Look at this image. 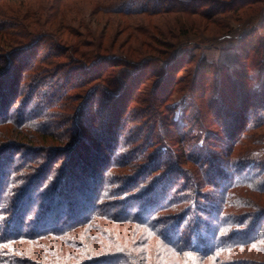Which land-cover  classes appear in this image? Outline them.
<instances>
[{
  "label": "rangeland",
  "instance_id": "obj_1",
  "mask_svg": "<svg viewBox=\"0 0 264 264\" xmlns=\"http://www.w3.org/2000/svg\"><path fill=\"white\" fill-rule=\"evenodd\" d=\"M151 8L158 14L143 15ZM124 11L131 15L114 14ZM74 17L78 22H66ZM58 19L65 22L58 24ZM4 24L17 37V46L39 38L30 47L36 63L49 49L46 37L54 35L63 53H69L72 42L79 44V52L98 63L95 70L102 74L89 81L87 70L70 73L62 69L64 59H57L53 66H41L45 77L39 82L44 88L31 96L21 83L6 117L2 114L0 143L13 148L0 154V179L8 180L0 197V231L6 236L0 238L20 228L28 232L34 222L49 219V203L52 209L60 208L52 193L66 186V166L80 144L75 153L87 156L86 168L74 174L61 199L95 200L94 208L72 229L61 226L67 220L66 208L57 213L58 222L44 226L56 225L53 233L28 242L11 237L1 242L2 264L14 259L48 264L49 258L62 257L70 248L63 242L82 247L98 242L111 248L114 239L141 244L148 229L129 222H137V214L145 216L152 208L141 206L138 213L130 212L133 220L119 219L139 203L143 187L168 174L169 182L165 179L159 186L158 195L167 202L190 190L191 203L189 209L162 210L157 222L169 227L193 222L208 231L218 224L224 239L230 238L225 244L230 243L229 254L221 258L225 264H264V0H1L0 27ZM61 73L65 81L56 77ZM117 83L126 88L113 97L109 87ZM252 92L258 99L251 101ZM56 94L57 99L65 96L58 105L51 100ZM238 95L249 98L242 101L251 104L246 113L233 104ZM112 102L121 107L115 110L117 120L109 116L110 126L99 134V122L104 123L100 117L111 110ZM233 112L238 115L233 117ZM89 128L94 135L86 131ZM106 132L112 133L110 139ZM72 162L80 165L76 157ZM138 162L143 171L134 172ZM39 172L44 189L24 197L21 191ZM141 178L144 184L130 191ZM95 184L102 186L99 197L92 191ZM63 204L67 207L66 201ZM59 229L70 230L69 237L58 235ZM180 234L186 237L189 231ZM149 242L155 248L159 241L152 237ZM159 253L165 264L194 262L192 255L177 256L166 246Z\"/></svg>",
  "mask_w": 264,
  "mask_h": 264
},
{
  "label": "trees",
  "instance_id": "obj_2",
  "mask_svg": "<svg viewBox=\"0 0 264 264\" xmlns=\"http://www.w3.org/2000/svg\"><path fill=\"white\" fill-rule=\"evenodd\" d=\"M1 1V0H0ZM229 6V5H228ZM231 6V5H230ZM121 11V10H118ZM159 10L157 9H147L143 12V15L145 14H158ZM108 12L111 11H104L105 14H110ZM114 14H118V15H126L129 16L131 15L130 13H128V11H124L121 13L119 12H114ZM60 21H58L59 23H64L66 20V18L64 20L58 19ZM66 22H78L76 20V17L74 18H69L68 20H66ZM35 23V22H33ZM23 24V23H22ZM78 24V23H77ZM28 24H24L23 27L25 29L29 28ZM36 25V24H34ZM8 26H6V24L3 25V27H0V120L3 117H6V109L9 110L8 108V103L9 101L12 99V97H14L16 95V90L18 89L19 85H21V83H24L25 86L27 87V92H31V96L32 94L38 92L41 88V86L44 85L42 82H39V79L45 77V70L43 68H41V66H46V67H50L55 65V60L57 59H64V66L62 69H69L70 70H76L77 71H88L90 74V76H88V80L89 79H93V80H98L100 78V75L102 74V72H99L98 70H95V67L97 66L96 64L98 63H93V61L89 58V55L86 54V52H79V44H70V50L69 53H63V49L60 45L57 44V42L61 43V40L59 39V37L57 36H52L49 35V37H46L49 39V49H45L44 52V56L42 58H40V60H38V62L36 63V57H32V52L31 51V46L34 45L35 42H37V40L39 39L38 37H33V39L28 42V44H20L21 46H17L16 42V38L14 35L12 36L11 34V30L7 29ZM42 32V31H41ZM39 32V33H41ZM30 49V50H29ZM31 53V54H29ZM72 56V57H70ZM10 57H13V61H11ZM96 58H100L101 56H95ZM75 60L76 62L72 61V59ZM76 58V59H74ZM15 59V60H14ZM80 60V61H79ZM12 62V63H11ZM80 62V63H79ZM5 66V67H4ZM56 67V66H54ZM83 69V70H82ZM203 71H207L206 69H204ZM69 72H62V73H69ZM59 74V76L57 75L56 77H59V79H63V81H65L64 75L65 74ZM71 73V72H70ZM63 75V76H62ZM124 76L127 74H123ZM68 76V75H66ZM50 77V76H49ZM123 79H125V83L127 82L126 77H123ZM90 81V80H89ZM51 83V82H50ZM60 84V83H59ZM51 85V84H50ZM112 91H109V94H111V96L115 97L116 95H118L121 91V88H123V90L126 88V84H115L114 86L109 87ZM117 88V90H116ZM119 88V89H118ZM63 89H59V91H62ZM105 92H108L107 89L104 90ZM248 92V91H247ZM250 92V91H249ZM254 92V91H253ZM252 92L248 94L251 101H253V99H258L255 98ZM60 93V92H57ZM62 93H64L62 91ZM116 93V94H115ZM20 95V94H19ZM63 94H58V97H61ZM245 96V95H244ZM244 96H235V100L233 102V104H239L238 106H240V110L244 109V113H246V108H248V104H245L249 101L248 97H244ZM15 98H17L15 96ZM65 99V96H62L61 99H57V94L56 97L53 96V98L51 100L53 101H57L55 104H59V102H62V100ZM261 99V98H260ZM246 100L245 103H242V101ZM53 103V102H52ZM111 110H107L105 111L104 116L100 117L99 121H102L104 123H100L98 127H102L103 129H97V132L103 133V130L105 131V127L106 126H110L106 124L107 118L109 116L113 117L115 119V121L117 120L118 117V113H115L116 111H119L118 107L121 109L120 106H116L113 102L111 103ZM7 107V108H6ZM47 109L49 108V113H51V107H46ZM231 108V107H230ZM232 110H229V112L231 113ZM3 114V115H2ZM234 114V112H233ZM238 114H234L233 117H236ZM242 116L244 117L245 114L241 115L240 117L242 118ZM239 117V118H240ZM5 118H3L4 120ZM120 119V118H119ZM109 122V121H108ZM111 125L112 124V121ZM116 123V122H115ZM97 125V124H96ZM109 129V128H108ZM107 129V130H108ZM76 130V128H75ZM106 130V131H107ZM88 133L90 132V135H94V132L91 128H89ZM110 132V130H108ZM106 132V138L110 139L112 136V133ZM89 135V134H88ZM72 136V135H71ZM70 136V137H71ZM72 138V137H71ZM107 139V141H108ZM79 140H81V133L78 134V136L76 137L77 142H79ZM70 142V141H69ZM84 143H88V141L86 140ZM83 143V144H84ZM97 143V146H100L101 143ZM8 143H0V154L1 151L3 152L4 150H11L13 148V146H7ZM190 145V144H188ZM79 146H82V144H80ZM77 146L76 150H74L71 154V158H70V163L66 166L67 172H66V176L63 178V182H66V186H64L61 190V186H59V189L56 191H54V193H52V197L55 201H60L61 202V206H59L60 208H56V209H52V204L49 203V208L47 209V215L49 216V219L46 218L47 220H42V221H38V222H34L35 225L31 228H29L28 232H23L22 228L15 230L13 233L10 234V236L8 237H3L0 238V243L4 241L8 242L6 239L11 237V238H15L14 240H20V241H31L32 239H36V238H42L43 236H45L50 230V234L53 233V231L55 230V226H48V228H44V226L46 225L47 222H58V220L60 219L59 215H57V213H62L64 212V210H66L67 208V213L65 214L67 217V220L63 222V224L61 225L62 227L65 225H68L69 227H71V229L73 227H75L78 222H80L82 219L85 218V211H88V209L94 208V202L95 200L92 198L91 200H87L85 198H81L79 199L77 202L72 201V200H63L62 198V191L63 190H67L70 188V185L72 183V181L74 180V174L75 173H84V168H86L83 164V158L87 157H81L80 155H76L77 153H75L76 151L80 150L81 148ZM20 149V148H19ZM92 151V150H90ZM86 153V152H85ZM69 154V151H68ZM75 157L77 158L78 164H80L79 166H74L72 165V161L75 160ZM79 157V158H78ZM58 160L54 161V164H57ZM169 160H167L168 162ZM96 166V164H94ZM137 167L136 169H134V172H140L143 171V167L141 166V164L138 162L137 164H135ZM81 169H80V168ZM172 167V165H171ZM170 172L173 171V168H168ZM41 174L42 172L39 173H35L34 174V179L31 180V182L29 183L28 187H26L22 192V195L24 197H28L31 193L34 192H38L39 190L44 189L43 187V182H44V178H41ZM135 175V174H134ZM169 175V174H168ZM166 176V178H163L159 181H155L153 183H151L147 189H145L143 187V189L145 190L137 199L139 203H137L136 206L132 207V209L128 212L127 215L123 216L121 219H119L120 221H129V220H133L134 218H132V216L135 213H138L137 211L139 210L138 208L142 206L141 210L146 206L147 207H151V212H149L147 215L142 216V214H137V222H129L132 223L140 228L145 229V231L148 229L149 234L145 233V240L144 242H142L141 244H138L136 242V240H131L130 242H126V243H122L124 241H122L121 243L119 242L118 239H114L112 245V248L109 246H104L103 244H100L98 242H94V243H90L92 244L91 246H83L81 244H78L79 246H76L77 244H73L70 243V246H68L67 243L63 242L64 245H66V247H70L67 248L66 250L62 251L63 255L61 256H53L51 258H49V262L48 264H165V261L163 260V256L162 253H159L163 250V247L166 246V248L171 252L175 253L177 256H180L181 254H187V255H194L193 257L191 256V258L194 260L193 263H189V264H208L210 262V264H225V260H221L222 257L224 256H228L227 254H229L230 251V243L228 244L227 247H229V249L225 246L226 243L229 242V239L226 240L224 239V233L223 235L220 233V229L218 228V224L216 225L215 228H213L211 231H208V227L206 226V230H204L202 228L201 224H195L192 225L193 222H190L191 225H188L190 223L186 222L184 223V226H182V222H179L177 224V226H173V227H169L167 225L166 222H162V221H158L157 222V214L160 213L162 210H165L166 208H170L171 210H178L180 209L182 206L188 208L190 206L191 200L188 194H190V190L188 191V193L186 192V194L184 195V197L181 198H174V200L171 198H169L166 202V197H161V195H158L159 192V186L162 187V184L165 183V179L166 181L169 182L168 177ZM82 176V175H81ZM135 177V176H134ZM144 179L141 178V180L138 183V186L136 185L137 182H134V184H132V186L130 187V191L136 190L135 187H139L140 184H144ZM8 180L5 181L4 179H0V197L2 198V190L4 189V186L7 185ZM42 183V184H41ZM69 185V186H67ZM74 187V186H73ZM28 188V189H27ZM142 189V190H143ZM61 190V191H60ZM97 191L96 193L98 194L99 197V191L102 190V186H100L99 184H95V187L92 188V191ZM129 191V190H128ZM146 192V193H145ZM50 193V192H49ZM74 193V192H72ZM132 193V192H130ZM80 194V193H79ZM51 195V194H49ZM182 195V192H181ZM11 196H9V199ZM3 199V198H2ZM172 199V200H171ZM19 200H23V197L20 198ZM94 200V201H93ZM66 201L67 202V207H64L63 202ZM0 202H2L0 200ZM166 202V203H165ZM76 203V205H75ZM138 204H140L138 206ZM68 205H73L72 207H69ZM96 205V204H95ZM96 208V206H95ZM185 208V209H186ZM189 209V208H188ZM135 211V212H134ZM189 212V210H187ZM130 212L134 213V214H130ZM90 213V212H89ZM119 213H121L119 211ZM143 213V212H142ZM144 215V213H143ZM117 219V220H118ZM118 220V221H119ZM67 222V224L65 223ZM201 225V226H200ZM15 226V224H14ZM44 228V229H43ZM188 230L189 231V235L188 236H181L180 235H176V233L179 232V230ZM203 229V230H202ZM219 230V231H218ZM172 231V232H171ZM39 232V233H37ZM171 232V233H170ZM70 230H64V229H59L57 230V234L61 235L63 237H69L68 235L70 234ZM182 233V232H180ZM183 234V233H182ZM221 234V235H220ZM49 235V234H48ZM147 235V238H146ZM2 236H6L5 233H1L0 231V237ZM41 236V237H40ZM204 236V237H202ZM153 238H157V240L159 241L158 243H154V245L156 246L155 248L151 247V244L149 241ZM212 237L214 238L213 241H209L208 238ZM130 244V245H129ZM150 245V246H149ZM160 248V249H159ZM72 249L77 250L75 252H72ZM112 249L113 252H109ZM139 249V250H138ZM86 250V252L83 253V251ZM137 250L139 252H137ZM79 252V253H77ZM137 253V254H136ZM159 253V254H157ZM227 253V254H226ZM157 254V256H159L157 258V256L155 255ZM173 257V256H172ZM161 259V261H160ZM211 259L213 261V263L211 262ZM8 260V259H6ZM0 264L1 260H0ZM7 264H21V262L19 261V259H14V261L11 262H7ZM175 264H184L181 263L180 261H177ZM186 264V263H185Z\"/></svg>",
  "mask_w": 264,
  "mask_h": 264
}]
</instances>
